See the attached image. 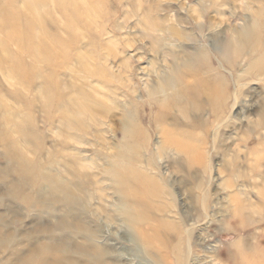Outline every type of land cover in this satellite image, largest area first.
<instances>
[{
  "label": "rangeland",
  "instance_id": "374dc122",
  "mask_svg": "<svg viewBox=\"0 0 264 264\" xmlns=\"http://www.w3.org/2000/svg\"><path fill=\"white\" fill-rule=\"evenodd\" d=\"M0 264H264V0H0Z\"/></svg>",
  "mask_w": 264,
  "mask_h": 264
},
{
  "label": "bare ground",
  "instance_id": "6f19581e",
  "mask_svg": "<svg viewBox=\"0 0 264 264\" xmlns=\"http://www.w3.org/2000/svg\"><path fill=\"white\" fill-rule=\"evenodd\" d=\"M72 1H74V0H72ZM30 5H32L31 3H29ZM75 4V3H74ZM69 8V7H68ZM92 12V11H91ZM89 13V12H88ZM35 16L37 17L38 16V14L37 13H35ZM34 25V24H33ZM31 26V25H30ZM33 29V28H32ZM25 35V34H24ZM24 35H22V34H20V33H18L17 34V36H19V37H17V38H23L24 37ZM179 144V143H178ZM179 146H180V148L182 149V150H184L185 152H192V150H191V148H190V146L188 145V144H186V143H180L179 144Z\"/></svg>",
  "mask_w": 264,
  "mask_h": 264
}]
</instances>
